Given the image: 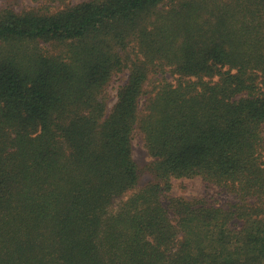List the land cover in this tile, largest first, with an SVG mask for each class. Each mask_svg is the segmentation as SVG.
I'll list each match as a JSON object with an SVG mask.
<instances>
[{
  "label": "trees",
  "instance_id": "16d2710c",
  "mask_svg": "<svg viewBox=\"0 0 264 264\" xmlns=\"http://www.w3.org/2000/svg\"><path fill=\"white\" fill-rule=\"evenodd\" d=\"M34 1L0 9V264H264V0ZM194 176L233 200L164 206Z\"/></svg>",
  "mask_w": 264,
  "mask_h": 264
},
{
  "label": "rangeland",
  "instance_id": "374dc122",
  "mask_svg": "<svg viewBox=\"0 0 264 264\" xmlns=\"http://www.w3.org/2000/svg\"><path fill=\"white\" fill-rule=\"evenodd\" d=\"M68 3L74 4L84 0H67ZM170 1H168L169 3ZM167 3V4H168ZM43 2L34 0H0L1 8H10L16 12L30 8L41 7ZM54 8L58 5H50ZM170 74V73H169ZM166 73L167 77L171 75ZM128 72L123 71L115 74L108 83L106 88L107 94L110 96L109 105L116 100V91L120 84L127 78ZM262 135L264 137V123L262 124ZM132 156L138 166L140 177L136 188L141 187L153 180L152 174L146 169L147 165L152 161L147 149L144 146L143 136L140 131L136 130L132 140ZM172 187L170 191L161 196L162 203L168 208L169 201L174 197H182L187 200H195L196 198H205L212 201H219L220 204H225L233 200L232 195L220 189L212 183H208L200 176L171 178ZM171 211V210H169Z\"/></svg>",
  "mask_w": 264,
  "mask_h": 264
}]
</instances>
